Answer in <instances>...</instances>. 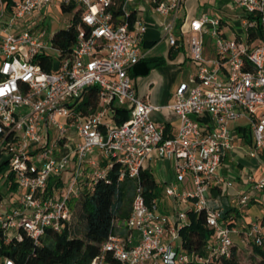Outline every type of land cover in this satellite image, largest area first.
I'll list each match as a JSON object with an SVG mask.
<instances>
[{"label": "built area", "instance_id": "built-area-1", "mask_svg": "<svg viewBox=\"0 0 264 264\" xmlns=\"http://www.w3.org/2000/svg\"><path fill=\"white\" fill-rule=\"evenodd\" d=\"M183 1L13 0L7 19L1 9L0 153L10 162L20 193L12 208L0 203L4 238L18 228L35 241L48 229L60 233L72 215L68 202L78 198L82 184L106 180L115 164L122 169L119 180H137L156 152L171 162L174 174L165 196L192 206L179 209L173 220L159 212L156 199L147 204L138 189L123 235H110L90 264H107V254L121 264L187 263L181 243L175 244L192 208L205 211L214 235L211 255L230 254L237 229L227 225L219 210L209 208L207 199L209 189L222 183L218 172L223 158L235 148L232 123L244 121L252 137L249 156L264 163V38L256 35H264V0H230L237 12L232 38L224 35L219 19L203 14L190 21L188 43L196 72L174 94L170 108L180 124L175 135H168L164 125L151 120L150 112L157 108L137 97L129 72L148 55L142 48L147 26L138 14L150 10L164 18L162 34L169 46L177 47L184 40L182 30L178 35L175 29ZM55 3L75 6L72 16H78V35L64 55L53 45L54 33H34L24 26L36 11ZM72 25L70 20L66 29ZM208 40L213 57L205 59ZM48 55L49 72L35 61ZM92 87L97 88V108L84 116L74 108ZM115 107L127 110L129 118L113 126L105 119ZM95 150L97 158L92 157ZM69 162L75 164L70 176L49 192V182H61ZM246 186L235 196L239 208L246 209L255 196L264 205V173L258 180L247 176ZM247 232L257 245L264 243L257 220L249 222Z\"/></svg>", "mask_w": 264, "mask_h": 264}, {"label": "trees", "instance_id": "trees-1", "mask_svg": "<svg viewBox=\"0 0 264 264\" xmlns=\"http://www.w3.org/2000/svg\"><path fill=\"white\" fill-rule=\"evenodd\" d=\"M12 1L0 0L3 14L6 16H10L12 13ZM74 9L75 6H61L63 13L72 14ZM77 18L78 16L75 14L71 18L73 20L72 26L54 32L53 45L60 50L62 55L68 53L75 43L78 35L75 26L78 23ZM253 34H251L252 37ZM256 35L264 38L260 31ZM143 43L144 47L152 46ZM51 59L52 57L49 55L38 56L35 61H39L42 69L49 72L51 71ZM161 64H163L161 58H146L135 65L134 70L138 72L144 67L142 72H147L151 67ZM133 75L134 73L131 74V76ZM97 103V88H89L85 92L82 102L78 105L77 111L84 116L88 115L95 112ZM108 117L115 125H121L128 120L129 112L123 108L115 107L107 114L106 118ZM165 131L168 132L167 128ZM237 133L245 144L252 146L251 133L247 127H239ZM6 168L7 158L0 153V174ZM121 171V167L115 164L108 171L106 180L88 183L86 186L81 185L75 210L72 211L69 222L66 223L60 233L48 229L39 241H35L22 228L11 232L7 238H4L0 231V264H4L5 260H12L15 264H90L94 258L100 255L102 247L110 235L119 232L123 235L121 229L132 213L138 189H140L147 204L151 200L157 199L161 194L163 183H157L150 170L141 169L140 177L137 180L130 179L128 176L119 180ZM6 185L11 190L16 188V182L11 172L6 180ZM60 185L59 179L52 180L49 182L48 191L50 192L53 187ZM256 202L259 203V201ZM256 202H253L252 199L250 204ZM259 205L264 206L261 203ZM219 208L214 210H219ZM219 211L227 225L235 226L234 219L240 217V212L236 207H224ZM186 214L189 222L179 231L182 251L189 257V261L185 264H242L240 259L241 248L233 237L228 256L211 255L209 245L214 235L206 226L205 211H196L192 208L188 209ZM230 217L232 218L230 219ZM77 219L82 222L81 230L76 225ZM257 221L264 228V217L257 219ZM237 235L241 238L242 244L251 247L249 264H264V243L260 246L257 245L249 237L247 227L243 225L238 227ZM199 259H201L200 262ZM106 261L107 264H121L108 254Z\"/></svg>", "mask_w": 264, "mask_h": 264}, {"label": "crops", "instance_id": "crops-1", "mask_svg": "<svg viewBox=\"0 0 264 264\" xmlns=\"http://www.w3.org/2000/svg\"><path fill=\"white\" fill-rule=\"evenodd\" d=\"M1 9L2 4L0 2V12ZM203 14L214 19H219L221 30L224 35L228 38L233 37L232 23L236 14L230 0H184L177 14L178 20L175 26L177 34L181 29L184 35L183 38H185L186 34L191 37L192 33L189 30L190 21ZM7 18L8 16L3 15V19ZM138 19H142L147 26L143 42L152 45L151 47H144V43L142 44V48L148 50L146 58H161L163 64L151 67L147 72H142L144 67L138 72H136L133 67L129 72V76L133 82L137 97L157 108L150 112L151 120L155 123L164 125V127L167 128L168 135H175L180 120L170 106L174 103V94L180 85L188 84L190 77L195 74L196 64L191 60L189 43L185 46L183 40L177 47L169 46L161 31L165 23L164 18L155 14L153 11L147 10L140 12L138 14ZM203 56L205 59L213 57V47L209 40L204 45ZM133 73L135 76H131ZM105 121L109 125L114 124L109 117L106 118ZM241 126L242 124L238 123L234 124L231 128L237 134L235 148L233 152L227 154L221 162L218 175L222 177V183L219 186H212L209 189L208 199L212 198L213 201L220 199L221 202L217 207L216 205L213 207L209 206L211 209H218V207H220L219 210L224 207L237 208L235 196L247 189L246 177L252 175L258 180L261 178L262 173H264V163H259L256 159L249 156L251 146L245 144L237 133V129ZM98 155V150H95L92 157L97 158ZM152 164H154V168L157 170L156 175L153 173ZM101 165L103 166V163H101ZM74 167L75 164L69 162L67 172L63 174L61 183L70 176ZM142 169L150 170L156 182L163 183L161 194L156 199L159 212L162 215L169 216L175 220L176 215H172L174 209L178 211L179 209H186L192 206V203L177 204L164 194L165 186L171 183L174 178L170 161L158 158L156 152H152L150 157L145 161ZM7 188V196L1 195L2 200L0 203L4 209L10 208L20 196L17 185L15 190H11L8 186ZM256 201H258V196H255L253 199V202ZM255 204L260 206L257 202ZM241 213L240 217L234 219L237 230L240 225L248 227L250 222L246 216H241ZM231 218L232 217H230V219ZM257 219L258 218L255 217L252 220ZM232 237L236 239L239 236L233 234Z\"/></svg>", "mask_w": 264, "mask_h": 264}, {"label": "rangeland", "instance_id": "rangeland-1", "mask_svg": "<svg viewBox=\"0 0 264 264\" xmlns=\"http://www.w3.org/2000/svg\"><path fill=\"white\" fill-rule=\"evenodd\" d=\"M234 12H235V14L237 13L236 10H234ZM71 18H72L71 13H63L61 11L60 4L55 3V4H51L47 9H44L41 11H36L33 14V16L30 19H28V22L24 23V26L27 29L32 30L34 33H39L40 30L46 29V31L49 34H51V33H54L55 31H57L59 29H65L68 22L71 20ZM233 25H234V30L236 32H239L240 28H238V26L240 25V23L238 21H236V23ZM189 38L190 37L186 34L185 38H184L185 46H187ZM25 50L26 49L23 48V52H25ZM81 102H82V99L80 100L79 104ZM70 104L73 105L74 101H72ZM78 105L75 106L74 109H77ZM115 105H117V103ZM57 120L59 122H62V123L66 121V119L63 117H57ZM238 123L244 124V121L240 120V121H237L235 123H232L230 125V128H232V126L234 124H238ZM113 126H115V125L113 124ZM50 134L53 135V130L50 132ZM151 167L153 168L154 175H156L157 170H156V168H154V164H152ZM10 172H11V164H10V162H7L6 170H4V172H2V174H0V193L3 196H7V194H8V188L6 185V180H7ZM77 201H78V198H73L68 202V206H69L70 210H72V211L75 210V204ZM207 201H208L207 202L208 207L209 206L213 207L215 205L217 207L219 205V203H221L220 199L213 201V199L210 198V199H207ZM237 208H238L240 213L242 212L241 215L246 216L249 221H251L255 217H257L258 219L264 217V206L261 207V206L256 205L255 203H252L249 206V208H247V209H240L238 205H237ZM77 209H78V206H77ZM172 212H173L172 213L173 216H175L177 214V211H175V209ZM76 216H77V214H76ZM75 222H76V225L78 226V228L81 230L82 229V222L78 219ZM235 242L241 248L240 259H241L242 264H249L250 263L251 247L249 245L242 244L240 237L236 238ZM180 243H181V237L178 238L175 246H180Z\"/></svg>", "mask_w": 264, "mask_h": 264}]
</instances>
